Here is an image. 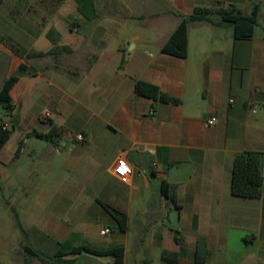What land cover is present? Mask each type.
Returning a JSON list of instances; mask_svg holds the SVG:
<instances>
[{"label":"crops","instance_id":"obj_1","mask_svg":"<svg viewBox=\"0 0 264 264\" xmlns=\"http://www.w3.org/2000/svg\"><path fill=\"white\" fill-rule=\"evenodd\" d=\"M0 1V88L18 76L0 180L13 178L10 167L18 178L11 184L26 185L15 200L34 193L25 216L41 218L31 234L36 248L124 247L125 264H196L204 240L212 251L206 264H264V195L231 191L235 155H264V33L236 41L231 29L192 24L186 59L161 52L181 20L175 12L234 5L250 14L260 2L264 18V0H118L127 12L96 0L93 21L74 0ZM137 4L149 10L137 15ZM138 19L149 29L126 33ZM54 44L70 51L27 57ZM137 80L181 104L137 95ZM73 134L84 142L71 141ZM121 156L133 168L126 184L114 174ZM99 201L127 216L126 232Z\"/></svg>","mask_w":264,"mask_h":264},{"label":"trees","instance_id":"obj_2","mask_svg":"<svg viewBox=\"0 0 264 264\" xmlns=\"http://www.w3.org/2000/svg\"><path fill=\"white\" fill-rule=\"evenodd\" d=\"M77 9L82 17L87 21L96 20L99 17L98 6L96 0H74ZM1 3V1H0ZM262 5L255 2L250 14L244 13L241 9L234 5L228 7H204L198 6L194 8L190 15H181L174 13L181 18L179 24L171 34L169 39L162 46L161 52L165 55L178 59H186L188 55V33L189 26L192 24L209 23L214 28L231 29L233 37L236 41L251 40L255 35L256 28L260 25V13ZM52 35V33H51ZM49 34V36L51 37ZM63 51H70L68 47H59L54 44L49 52L28 54V58L56 56ZM21 69L25 70V66L21 65ZM18 81L17 75L7 78L0 88L1 108L5 116H11L15 110V104L11 97V90ZM134 91L137 95L159 101L167 104L179 105V98L170 96L161 91V89L151 83L137 80L134 84ZM5 121L0 116V151L5 147L11 138L13 128H5ZM34 135L47 138L38 132ZM264 155L261 152L243 151L237 153L233 161L231 191L236 197L246 199H260L264 195ZM168 191V190H167ZM168 199L176 204L174 193L168 194ZM99 203L111 213L115 221L118 223L120 232H126L128 221L127 216L112 209L107 204L99 201ZM19 227L22 225L19 223ZM24 231V230H23ZM178 241V239L176 238ZM25 252L39 260V264H78V257L84 255V251L88 254L97 256L98 258L113 257V264H125L124 247H115L111 249L95 248L90 245H79L69 249L60 248L55 254L49 255L38 249L28 245H23ZM212 255V251L208 248L204 240H199L197 244L196 264H206V261ZM166 261V260H165ZM176 261L174 260L173 263ZM0 264H3L0 261Z\"/></svg>","mask_w":264,"mask_h":264},{"label":"rangeland","instance_id":"obj_3","mask_svg":"<svg viewBox=\"0 0 264 264\" xmlns=\"http://www.w3.org/2000/svg\"><path fill=\"white\" fill-rule=\"evenodd\" d=\"M72 2L74 1L72 0ZM112 2L114 8L111 9V11L125 10L118 8V0H112ZM148 10L149 6H138L137 4L132 11L138 15L139 13H143L144 11ZM99 11L103 12L105 10L100 7ZM147 23L148 21L143 22L141 19H138L135 22L133 21L130 31L125 32H142L144 27L149 29L148 26H145ZM148 31L149 30H147V32ZM256 32L257 34L264 33V18H260V25L256 28ZM83 34H88L86 29L83 31ZM1 116L5 118V120L10 119L9 116H5L4 112H1ZM20 167L23 171L28 170L27 163L26 161L24 162V160L22 161ZM7 170L10 173L12 172L11 176L17 181L18 178H15L16 176H14L16 172L14 173L13 170H10V167H8ZM13 178L0 180V261L3 264H39L38 259L29 256L25 252L23 245H28L49 255H53L55 253L49 249L45 250L42 248H36V245L40 244L32 240L31 234L33 231L41 229V218H29L25 216L27 213L25 204L32 202L35 195L33 192H31L27 200L25 197H23L21 200L16 201V198H20L22 196L24 187H26V185H12L11 181L14 180ZM29 183L30 182L28 181L27 186ZM19 223L22 225V228L19 227ZM133 235V233L130 234V243H132ZM105 238H110V236L108 235ZM253 252L255 254L258 253L259 250L253 249ZM78 260V264H102L98 262L97 258L85 254L79 256ZM153 264H160V262H154Z\"/></svg>","mask_w":264,"mask_h":264},{"label":"built area","instance_id":"obj_4","mask_svg":"<svg viewBox=\"0 0 264 264\" xmlns=\"http://www.w3.org/2000/svg\"><path fill=\"white\" fill-rule=\"evenodd\" d=\"M231 102H233V100H231ZM247 106L249 107H253L254 106V102L249 101L247 103ZM253 112H255L253 110ZM52 118V114L50 112H47L43 115V119L44 120H49ZM215 119L211 118L207 121L208 124L212 125L214 123ZM8 125H5V128H7ZM85 137L83 134H73L71 136V141L73 142H84ZM114 174L116 175V177L122 182V183H129L132 175H133V168L131 166V164L124 158V157H119L116 161L115 167H114ZM111 230L109 228H106L102 231V234H108L110 233Z\"/></svg>","mask_w":264,"mask_h":264},{"label":"water","instance_id":"obj_5","mask_svg":"<svg viewBox=\"0 0 264 264\" xmlns=\"http://www.w3.org/2000/svg\"><path fill=\"white\" fill-rule=\"evenodd\" d=\"M0 105H1V102H0ZM84 254H85V255H89V256H93V257H96V258H98V257H97V256H95V255L88 254V252H86V251H84ZM111 258H113V257H111ZM98 259H101V258H98Z\"/></svg>","mask_w":264,"mask_h":264}]
</instances>
